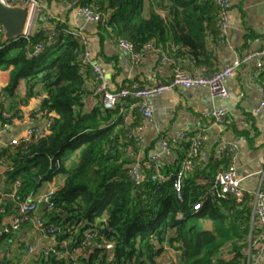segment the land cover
<instances>
[{
    "label": "trees",
    "instance_id": "trees-1",
    "mask_svg": "<svg viewBox=\"0 0 264 264\" xmlns=\"http://www.w3.org/2000/svg\"><path fill=\"white\" fill-rule=\"evenodd\" d=\"M57 1L70 8L91 7L100 14L98 27L109 38L127 39L138 50L148 41L158 45L168 42L187 48L197 58L204 57L202 62L206 63L210 60L207 41L216 45L219 39L215 0H169L173 4L172 16L154 11L149 18L143 15V0ZM42 16L44 12L39 20ZM49 21L55 36L38 55L33 54V48L45 39L49 29L40 23L27 36L2 42L0 35V70H8V82L2 91L10 98L6 109L15 117L19 102L16 89L19 81L24 80L25 94L19 100L25 102L39 95L38 109L51 120L47 133L39 137L31 135L17 145L1 148L7 162L4 179L9 185L4 192L9 194L12 184L19 180L16 194L24 199L36 192L42 182L63 175V183L52 197L54 208L45 209L43 217L61 228L56 240H69L65 248L68 253L80 244L85 230L97 232L96 244L102 246L94 247L88 260L80 257L78 261L83 264H162L157 258L165 246L178 250L183 264H244L242 248L247 245L248 227L237 233L233 225L237 218L249 220L246 202L249 196L241 200L231 195L217 197L211 189L216 164H210L207 171L185 174L179 200L172 189V179L186 154L187 144L174 149L168 169L163 165L169 179L153 182L149 177L151 171L144 170L143 181L136 184L128 170L141 145L129 133L138 120L132 118L126 123V113L120 105L125 100L133 103L135 100L124 98L111 108L98 100L87 111L84 100L95 94V80L90 66L80 60L84 45L71 32L66 19ZM129 148L131 154L127 153ZM197 180L203 183L198 185ZM196 203H200L197 210ZM3 205L0 226L15 210L10 197L4 199ZM223 209L230 214L232 232L223 230L226 218ZM201 217L212 219V230L198 227L196 221ZM11 236H0V244ZM230 237L244 242L234 246L229 259H214L223 240ZM107 242L115 245L110 251ZM55 250L63 252L58 246ZM72 262L68 256L52 252L40 255L36 264ZM0 264L7 262L0 259Z\"/></svg>",
    "mask_w": 264,
    "mask_h": 264
},
{
    "label": "crops",
    "instance_id": "crops-1",
    "mask_svg": "<svg viewBox=\"0 0 264 264\" xmlns=\"http://www.w3.org/2000/svg\"><path fill=\"white\" fill-rule=\"evenodd\" d=\"M40 1L44 16L41 17L38 24L40 23L39 25L47 29L52 26L49 19H66L71 29L81 31L86 37L90 58L101 65L104 72V81L111 91L129 86L132 82H137L141 86L167 82L171 76V69L168 64L161 61L162 53L174 58L181 67L189 72L199 71L210 74L214 70L231 63L235 58H241L247 52L258 50L264 46V0H230L229 27L225 42L217 47L213 44V41H207L206 48L210 60H207L206 63L202 62L204 57L199 56L197 58L187 48H178L168 42L164 45L157 44L160 52H147L138 63H133L130 57L119 49L116 42L98 27L97 22L80 16L76 8H70V5L63 1ZM154 11L162 16L167 13L170 17L173 14V4L169 0H143L144 17H151ZM254 70V61H245L233 75L225 80V85L230 92L229 99L212 98L209 90L205 87H177L164 92L162 95L153 96L151 98L154 107L152 121L145 124L142 129L143 141L140 144L141 148L133 154L134 162L146 158L150 151H156L160 154L163 163L167 166L166 169H168L173 161L174 153L169 155L163 151L161 139L171 136L180 129L197 130L200 127H206L207 138L194 160L191 171H207L210 164H216L215 174L227 168L231 163L227 146L235 145L238 153L234 165L240 177L241 186L251 194L257 188L264 189V112L256 111L258 102L263 95L250 79ZM0 81V104H3L6 108L10 104V98L4 95L2 91L8 82V70H0ZM255 81L264 90V68L256 72ZM24 94L25 83L24 80H20L16 89V96L21 95L17 98L19 101L17 102V113L7 132L12 131V128L17 127V123H22L25 120L29 124L25 127V132L21 137L13 136L10 140L12 138H23L30 127L46 130L48 120L46 117L35 116L34 111L28 118L25 117L21 108L24 101L19 100ZM36 98L41 100L39 95ZM98 100L99 97L95 94L87 96L84 100V108L87 111L91 110ZM120 105L122 106L121 110L126 113V123H129L132 118L138 120V124L142 121L141 115L132 101L125 100ZM213 107H225L227 112L224 118L215 120L206 116L205 114ZM137 117L139 118L137 119ZM30 123H33V125ZM132 152L131 148L127 151L128 154ZM0 164L7 168L6 163L0 162ZM5 170L0 172V190L3 193H5L4 189L9 188L4 179ZM63 180V175L58 174L50 181L42 182L36 192L44 191L49 187L56 189L62 185ZM202 183L203 181L197 180L198 185ZM251 194L246 200L250 208L249 220L244 221L237 218L233 225V229L237 233L242 231L243 227H248L245 241L248 240L251 225L252 209L249 199ZM6 198H9V196L5 195L4 199ZM44 210L45 208L41 207L39 212L29 215L22 222V227L16 234L12 235L10 239L2 241L0 244V259L3 262H7V264H36L40 254L38 252L34 254L27 252V246L33 243L53 244L58 246L60 251L63 249V252L67 253L65 248L69 240L51 239L34 229L33 218L43 216ZM14 212L15 210L12 213ZM223 212L226 216L223 230L232 232L229 223L230 214L225 209H223ZM202 220L206 221V227L199 226ZM9 221L10 215L3 219L2 224ZM196 224L202 229H213V221L210 217L198 218ZM243 242L236 237L226 238L223 240L214 259L217 257L229 259L234 246H238ZM105 244L111 243L107 242ZM101 246L96 244L94 247ZM94 247L85 253L71 251V258L77 261L80 257L88 260L90 253L95 249ZM179 256L178 250L165 246L164 251L157 260L162 264H183ZM255 264H264V255Z\"/></svg>",
    "mask_w": 264,
    "mask_h": 264
},
{
    "label": "built area",
    "instance_id": "built-area-1",
    "mask_svg": "<svg viewBox=\"0 0 264 264\" xmlns=\"http://www.w3.org/2000/svg\"><path fill=\"white\" fill-rule=\"evenodd\" d=\"M10 4L24 5L30 3L32 5V19H39V12L43 11V7L40 0H7ZM218 7L217 11V27L219 30V39L216 46L219 47L225 42V36L229 27V12L231 8L230 0H215ZM77 13L87 20L97 22L100 19V14L94 9L88 6L76 7ZM30 27V26H29ZM33 30L27 31L25 36L31 34ZM73 34L78 36L80 42L84 45V50L80 55V60L83 64L90 66L92 74L95 80L94 93L99 97L100 102L108 108L115 107L122 99L131 98L135 100L134 106L138 108L142 121L131 129L129 137L135 139L139 144L142 143V129L145 124L152 121L153 117V103L151 98L155 95H162L164 92L170 91L177 87H205L209 90L212 98L229 99L230 92L225 85V80L233 75L240 65L249 60L254 61L255 70L252 72L250 79L258 87L260 93L263 95L259 100L256 107V111L264 112V90L262 86L255 81V74L258 70L264 68V46L258 50H252L247 52L241 58H235L231 63L222 66L219 69L214 70L210 74H205L199 71L189 72L181 67L178 62L167 54L161 55V61L168 64L171 69V76L167 82L141 86L137 82H132L129 86H125L116 91H111L107 88V84L104 81V72L99 63L94 62L90 58V51L87 49V40L81 31L71 30ZM4 33V28L0 25V35ZM55 36V30L49 27L46 31V37L44 40L39 41L33 48V54H40L46 45L50 44ZM116 44L119 49L127 54L133 63H138L143 55L147 52H160L158 45L154 41H148L143 45L141 49H136L134 44L127 39L117 38ZM225 107H213L205 115L215 120H220L226 115ZM35 116H42V112L37 108L34 111ZM0 128L3 131H7L13 124L12 112L6 108L0 106ZM50 119L47 120L46 130H39L37 127H30L26 136L21 139L12 138L8 142H4L0 139V162L6 163L4 156L1 153V148L6 146H14L21 141L28 140L31 135L37 137L47 133L50 125ZM207 128L200 127L197 130L180 129L175 131L169 137H163L161 139L162 149L166 154L172 155L174 149L181 144H187V151L183 159L181 160L179 167L172 179V189L176 197L182 199V181L186 173L192 170L194 166V160L198 156L199 151L203 145V142L207 138ZM230 153L231 163L227 168L217 172L212 181L211 189L219 198H226L228 195L234 196L238 200L246 198L251 193L245 190L240 183V177L234 165V160L237 156L238 150L235 145L227 146ZM163 161L161 156L156 151H150L146 158L135 161L129 165V176L136 183L139 184L143 181L144 170L151 171L150 180L166 181L169 179V175L163 172ZM20 185V181L16 180L12 184V190L9 194H5L0 190V212H4V196L8 195L15 203V212L11 213L10 221L3 223L0 226V236L2 235H14L22 227V222L32 214L40 211L41 207H44L48 211L54 208L52 197L55 191L54 187H49L41 192H34L29 194L24 199L16 194L17 188ZM250 206H251V225L250 232L247 240V245L242 249L244 255V264H255L264 255V189L257 188L251 194ZM200 208V203L194 205V209ZM33 227L36 231L42 235L51 239H56V236L60 234L61 228L53 223H48L43 216H37L33 218ZM98 234L94 230H85L83 239L80 244L72 250L85 253L88 249L93 248L96 245V238ZM27 252L34 254L38 252L40 255L48 256L52 252H55L58 256H68L71 258L72 252L64 253L55 250V245L40 243H33L27 246ZM72 259V258H71ZM71 264H83L73 259Z\"/></svg>",
    "mask_w": 264,
    "mask_h": 264
},
{
    "label": "water",
    "instance_id": "water-1",
    "mask_svg": "<svg viewBox=\"0 0 264 264\" xmlns=\"http://www.w3.org/2000/svg\"><path fill=\"white\" fill-rule=\"evenodd\" d=\"M43 11L39 12V16ZM32 17V5L26 3L24 5L10 4L7 0H0V25L4 28L2 35V42L12 40L14 38L25 36L27 33ZM3 146V144H0ZM66 214L63 215V218ZM87 220L84 221V224ZM115 245L113 243L108 244V249H113Z\"/></svg>",
    "mask_w": 264,
    "mask_h": 264
},
{
    "label": "rangeland",
    "instance_id": "rangeland-1",
    "mask_svg": "<svg viewBox=\"0 0 264 264\" xmlns=\"http://www.w3.org/2000/svg\"><path fill=\"white\" fill-rule=\"evenodd\" d=\"M38 21H39V19H37V18L31 20L30 27H29L30 31L34 30L36 28ZM0 85H1V81H0ZM17 92L19 93V90ZM19 96H21V95H19ZM39 104H40V100L38 98H36V96H32L29 99H27V101H25L21 107L25 117L28 118L29 115L38 108ZM27 124H29L27 122V120H25L22 123H17V127L12 128L11 129L12 131H10V132L3 131L0 128V139L4 142H8L10 140V138L13 136L21 137L25 132V127L27 126ZM30 124L33 125V123H30ZM5 169H6V167L3 166L2 164H0V172H3ZM205 224H206V221L202 220V221H200L199 226L200 227H204V226L206 227Z\"/></svg>",
    "mask_w": 264,
    "mask_h": 264
}]
</instances>
